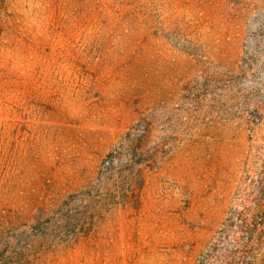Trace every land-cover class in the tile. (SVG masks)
Instances as JSON below:
<instances>
[{
	"label": "rangeland",
	"instance_id": "obj_1",
	"mask_svg": "<svg viewBox=\"0 0 264 264\" xmlns=\"http://www.w3.org/2000/svg\"><path fill=\"white\" fill-rule=\"evenodd\" d=\"M141 126L118 189L103 162ZM95 188L113 194L73 238L25 233ZM247 206L264 211V0H0V250L197 264Z\"/></svg>",
	"mask_w": 264,
	"mask_h": 264
},
{
	"label": "trees",
	"instance_id": "obj_2",
	"mask_svg": "<svg viewBox=\"0 0 264 264\" xmlns=\"http://www.w3.org/2000/svg\"><path fill=\"white\" fill-rule=\"evenodd\" d=\"M141 127L142 129L134 128L128 131L123 142L110 151L103 162L102 178L118 189L121 186L130 189L136 184V173L130 172L125 158L131 163L139 162L137 143L143 137L142 132L146 130L145 127ZM123 170L124 173H122ZM112 194V192L103 193L99 188H95L72 195L63 202L55 216L31 225L30 230L25 233L61 241L71 239L76 235L77 230L79 231L82 217L91 213L88 209L96 202L97 205L100 202V207L108 203L104 201V196ZM263 227V210L252 211L248 206L240 210L234 209L219 230L216 241L201 255L197 264H256L254 251L257 250L256 245L263 239ZM235 232L239 236H234ZM17 239L15 246L4 244L6 248L0 250L1 263L8 261L19 264L21 262L19 260L24 257L30 244L26 240ZM2 251L5 252L2 254Z\"/></svg>",
	"mask_w": 264,
	"mask_h": 264
}]
</instances>
